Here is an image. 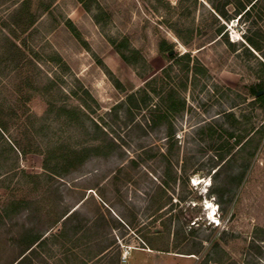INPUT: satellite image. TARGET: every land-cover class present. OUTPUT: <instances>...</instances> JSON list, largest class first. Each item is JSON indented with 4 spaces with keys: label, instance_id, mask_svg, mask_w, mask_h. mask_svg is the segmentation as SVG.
<instances>
[{
    "label": "rangeland",
    "instance_id": "obj_1",
    "mask_svg": "<svg viewBox=\"0 0 264 264\" xmlns=\"http://www.w3.org/2000/svg\"><path fill=\"white\" fill-rule=\"evenodd\" d=\"M239 1L0 0V264L24 225L25 264H264V0Z\"/></svg>",
    "mask_w": 264,
    "mask_h": 264
},
{
    "label": "trees",
    "instance_id": "obj_2",
    "mask_svg": "<svg viewBox=\"0 0 264 264\" xmlns=\"http://www.w3.org/2000/svg\"><path fill=\"white\" fill-rule=\"evenodd\" d=\"M82 1L83 0H80V2H82ZM257 2H258V0H247V3L245 4L241 1H239V4H236L237 9L235 10L236 14L240 15L239 20L242 19L243 15H247L248 18L251 17L254 5ZM229 3H230L229 1H227L226 3L221 4V5L214 3L213 9L221 17H225V18L230 19V15H228V12L226 10V6ZM246 22H247V19L242 20V23H245V25L247 24ZM30 24H33V21H31ZM249 42L254 45V42L252 39H249ZM166 45H167V43H166ZM161 50L163 51V53L166 56H170L169 52L171 50V46H169V45H167L166 47L161 46ZM259 98L261 100H264L263 96H260ZM146 107H148V98L143 97L142 99H139L137 96V93H131L130 95H128L126 105L123 103V104L118 106V108H120V109L123 108L124 111L126 112L128 122L133 121L135 118V115H134L135 113L133 110H141L142 108H146ZM158 112H159L158 109L157 110L152 109L149 113L150 117L146 120V125L149 126V128H151V129H156L158 127V125H160V119L163 118V117H161L162 116L161 113H159L161 116L159 114H157ZM263 133H264V129H263ZM171 135H173V133L170 132L168 134V136H171ZM118 149H120L119 144L115 141V139L109 138V136H106V138H104L103 143L100 145H97V147H96V151H99L102 154H108L109 152L115 153V152H117ZM54 151L55 150L53 149L52 151L48 152L49 156L47 155V157L45 159V163H44L46 168L49 167L50 160H51L50 158H52V156H50V154L53 155ZM170 165L171 164H169V166L167 167V170L165 171L166 175H168V173L170 172ZM241 177L242 176L237 177L236 184L240 183ZM171 179L175 182L177 180V177H173ZM231 179L233 180L235 178L231 177ZM164 182H165V185L169 186L168 181H166L164 179ZM229 186L226 183L220 184V185H218L217 190H216V193H218L221 198L224 196V194L230 193V198L226 202L227 207L232 203L233 198H234V194H235V190L237 189V186H235V184L233 182H231V184L229 182ZM26 208H29V207H26ZM226 209L227 208L224 207V211ZM66 214H67V212L64 213L58 219H56L55 223H58L59 220L62 217H64ZM69 216H67V217H69ZM23 228L24 229H23V231L21 233V237H20L21 238L20 239L21 240L20 245L22 246V248L20 250L18 257L11 264H25L26 261L31 259V255L35 253V251H36L35 247L40 246V245L45 243L46 238L44 236H45V233L48 231V229H44V228L40 229V228H36L35 226L33 227V226H29V225L28 226L24 225Z\"/></svg>",
    "mask_w": 264,
    "mask_h": 264
},
{
    "label": "bare ground",
    "instance_id": "obj_3",
    "mask_svg": "<svg viewBox=\"0 0 264 264\" xmlns=\"http://www.w3.org/2000/svg\"><path fill=\"white\" fill-rule=\"evenodd\" d=\"M207 208L209 210V216L213 219H216L215 208H213L212 204L209 201H207Z\"/></svg>",
    "mask_w": 264,
    "mask_h": 264
},
{
    "label": "crops",
    "instance_id": "obj_4",
    "mask_svg": "<svg viewBox=\"0 0 264 264\" xmlns=\"http://www.w3.org/2000/svg\"><path fill=\"white\" fill-rule=\"evenodd\" d=\"M136 250H137V249H136ZM138 250H141V251L147 253L148 255H153V254H154V251H153L151 248H149L148 251H147V250H143V249H138ZM154 256H155V255H154Z\"/></svg>",
    "mask_w": 264,
    "mask_h": 264
},
{
    "label": "built area",
    "instance_id": "obj_5",
    "mask_svg": "<svg viewBox=\"0 0 264 264\" xmlns=\"http://www.w3.org/2000/svg\"><path fill=\"white\" fill-rule=\"evenodd\" d=\"M127 253V252H126ZM126 253H125V255L123 256V260L125 261L126 260Z\"/></svg>",
    "mask_w": 264,
    "mask_h": 264
},
{
    "label": "water",
    "instance_id": "obj_6",
    "mask_svg": "<svg viewBox=\"0 0 264 264\" xmlns=\"http://www.w3.org/2000/svg\"><path fill=\"white\" fill-rule=\"evenodd\" d=\"M173 51H171V53H172Z\"/></svg>",
    "mask_w": 264,
    "mask_h": 264
}]
</instances>
